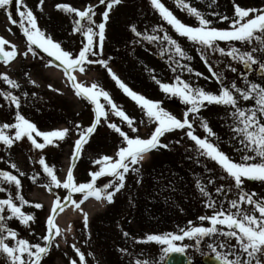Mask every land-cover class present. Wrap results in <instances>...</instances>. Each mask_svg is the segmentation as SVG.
Listing matches in <instances>:
<instances>
[{
	"label": "rangeland",
	"instance_id": "1",
	"mask_svg": "<svg viewBox=\"0 0 264 264\" xmlns=\"http://www.w3.org/2000/svg\"><path fill=\"white\" fill-rule=\"evenodd\" d=\"M256 1L215 0V3H212V0H185L186 3L201 11L206 19L212 20V27L219 29H228L230 22L222 21L219 16L212 13L233 17L236 4L244 8L264 9V3L258 6ZM161 2L185 24L198 26L194 16H191V24L188 23L187 10H181L177 6L176 0H161ZM24 3L37 16L39 26L55 40L61 42L63 48L74 53H77L82 47L83 37L79 33H72L73 16L58 11L55 5L67 3L81 10L88 4L98 5L95 17L97 22L101 20V13L105 8V5L99 4V0H45L43 11H40L38 7L39 0H24ZM11 10L13 17L19 20L15 2L11 6ZM133 24L139 31H147L148 34H152V29L156 26H162V31L156 34L162 36L166 31L170 36L175 37L181 47L192 56L191 61H183V63L190 64L194 72L181 71L177 67L176 73H163L161 66L166 63L162 58L155 59L159 54L158 45L150 44L147 41L135 43L137 38L130 30V26ZM9 28H11V32L8 31ZM3 34H6L11 42L17 45L19 52L26 50V38L20 25L10 24L5 12L0 9V36ZM217 43L226 50L232 46H236L242 51L251 50L253 46L244 45L239 41H218ZM5 48L10 50L8 46ZM42 55L45 56L43 60L33 58L29 54L27 58L17 56L9 65L0 62V73L6 72L11 79L20 84L19 89H12L0 79V90L12 91L15 95L21 96L20 111L40 130L49 131L68 127L71 130L70 134L65 140L59 141L58 146L49 145L42 153L40 150L34 149L26 139L17 142L11 149L0 144V170L9 171L18 176L19 172L25 173L20 177L22 194L33 204L41 203L43 205L41 209L29 205L23 207V211L36 217L35 222H30V227L24 226L15 218L6 221L8 227L18 233V238L28 240L31 244L40 243L43 245L45 241L41 237L46 233V218L51 209V207L48 209L47 205L43 203V199H49L52 206L55 199L52 193L59 194L63 198L67 195V190L62 187H53L52 193H49L47 188L42 186L48 183L49 178L43 173L42 166L38 163L39 156L43 155L48 165L54 166L55 174L58 179L63 181L66 178L67 170L72 166L71 153L74 142L78 138L74 126L79 123L82 128L88 127L94 120V112L91 103L74 94V90L67 83L61 69L46 66L47 60L52 58L43 53ZM254 55L264 56V51L254 53ZM102 58L108 60L109 67L129 88L151 100H162V106L180 119L183 118L186 105L181 103L178 98L167 97L152 79V75H156L165 83H172L174 75H181L182 79L194 86L203 87L206 91L218 93L220 89V85L212 78L209 68L202 61L196 45L189 42L186 37L179 36L172 26L162 19L158 10L151 5L150 0H123L122 3L114 7L110 12V19L106 26ZM208 59L215 71L223 73L226 85L235 81L238 86L245 87L241 77V73H244L242 63L237 61L231 63L228 56H222L219 52L209 53ZM230 63L237 68V72L230 71L228 67ZM86 67L88 69L86 74L77 73L80 76L79 81L86 85L96 82L108 91L112 99L130 117L135 118L138 131L132 132L126 123H121L120 118L111 113H109V119L119 124L130 136L138 135L147 138L154 125L148 122L141 108L124 94L103 66L93 64ZM256 67L253 66L252 74H247V80L264 84V77H257L254 74ZM153 69L154 72L151 71ZM45 71L58 73L60 82L54 83L50 77L44 75ZM196 72L203 75L197 76ZM30 80H34L36 83L32 84ZM49 85L52 87L49 88ZM24 92L28 93L27 98L23 97ZM101 102L105 103L107 107L102 98ZM239 103L241 107H251L254 101L241 99ZM14 111V106H9L8 101L0 96V124L14 122ZM230 111V108L209 105L201 111V115L206 118L209 126L220 138V149L233 160L239 161L242 153L236 151L238 144L232 139L231 119L227 114ZM141 120H144L145 123L141 124ZM195 129L196 134L201 137L208 135L199 127V121L195 123ZM185 131L169 132L161 138L163 143L169 145V148H161L147 154L139 166L140 173L127 175L126 186L116 194L114 203L98 202L94 198L85 201L81 208L87 214L90 202L104 203L103 209L93 213L87 228L84 227L83 213L75 209L74 205L69 204L63 212H58L56 218L64 212L67 213L62 226L58 224L62 230V235L56 238L59 247L53 245L41 264H71L73 259L77 260V264H79V257L72 248L73 244L85 254L86 264H136L138 260L149 261V264H162L159 259L162 253L158 245L137 241L142 240L148 234L178 232L181 228L192 226H209L207 221L198 219L200 216H210L212 210L205 207V198L201 197L196 189L195 181L200 179L206 183L210 175L216 178L224 173L221 168H216L215 161L197 155L194 150L195 143L185 135ZM209 139L213 142L216 141V137H209ZM178 140L180 142L176 143ZM121 143L122 138L108 128L106 123L102 122L98 125L88 144L84 145L82 156L75 163L73 175L76 182H88L91 179L89 172L99 168V165L93 164V160L103 155L115 157ZM11 163H15L19 171L12 169ZM207 169L213 171L209 173ZM37 173L39 176L34 183L31 177ZM111 179L110 176H102L98 179L97 185H103ZM137 180H140V183H137ZM216 183H228V181L217 179ZM3 186L9 192L15 193L14 185L4 184ZM243 188L245 191L255 192L257 195L254 199L264 197V183L246 180ZM210 191L214 196L216 195L215 185L210 188ZM49 195L50 197H48ZM6 197L7 192H0V199ZM73 199L78 201L81 199V195L73 193ZM229 199H237V192L230 193ZM16 202L19 203V201ZM225 206L227 207V205ZM245 207L251 210V206L245 205ZM189 221L192 222L191 225H189ZM124 232L129 235L125 237ZM208 242L212 241L208 240ZM9 243L14 244L15 241L10 240ZM183 243L193 245L194 240L186 239ZM233 243H235L234 240ZM198 248L199 250L193 247L187 249V254L192 258L193 264H202V256L211 252L204 244ZM121 249L127 251H121ZM221 251L223 250L221 249ZM0 264H7L4 254H0Z\"/></svg>",
	"mask_w": 264,
	"mask_h": 264
},
{
	"label": "snow or ice",
	"instance_id": "2",
	"mask_svg": "<svg viewBox=\"0 0 264 264\" xmlns=\"http://www.w3.org/2000/svg\"><path fill=\"white\" fill-rule=\"evenodd\" d=\"M14 2L19 20L13 17L11 10ZM122 2L123 0H99L100 5H105L99 22L95 19L98 5L88 4L83 10L67 3L55 5L58 11L73 16L72 33H79L83 37L82 47L74 53L63 48L61 42L55 40L39 26L37 16L31 8L27 7L24 0H0V9L5 12L8 22L13 25L19 24L26 38V50L19 52L15 43L0 36V62L9 65L17 56L27 58L29 54L33 58L43 60L45 56L42 53L46 54L47 57L52 58L47 60L46 66L61 69L67 83L74 90V94L91 103L94 112V120L88 127L82 128L79 123L74 126L78 138L74 142L71 153L72 166L67 170L63 181L58 179L54 166H49L43 155L39 156L38 163L42 166L43 173L49 178L48 183L42 186H45L49 193H52L53 187H62L67 190V195L63 198L59 194L52 193L55 199L46 218V233L41 237L45 241L43 245L31 244L28 240L18 238V233L8 227L6 221L13 218L19 220L24 226L30 227V222H35L36 217L23 211V207L29 205L41 209L43 205L33 204L22 194L20 177L25 173L19 172L18 176L9 171L0 170V192H7V197L0 199V254L6 256L7 264H41L53 245L59 247L56 238L62 235V230L56 223L58 212H63L69 204L74 205L75 209L83 213L84 227L87 228L88 214L81 208L85 201L94 198L98 202L114 203L116 194L126 186L127 175L140 173L139 166L145 156L154 150L169 148V145L163 143L161 138L169 132L186 130L185 135L195 143L194 150L197 155L215 161L224 173L216 178L210 175L206 183L200 179L195 181L196 189L201 197L205 198V207L212 210L210 216H200L198 219L207 221L209 226H192L181 228L178 232L148 234L137 242L158 245L162 253L159 257L160 261H164L172 254L187 256L189 247L199 250L198 246L204 244L211 250L219 264H264V197L254 199L257 194L245 191L243 188L246 180L264 183V84L251 82L247 80L246 73H241L245 87L238 86L235 81L226 85L223 73L215 71L208 59L209 53L219 52L222 56L230 57L232 61L242 63L248 69L255 65L261 72H264V56L254 55V53L264 51V9L244 8L236 4L233 17L214 12L212 14L219 16L220 20L230 22L228 29H219L212 27L213 21L206 19L201 11L186 3L185 0H176L177 6L181 10L186 9L189 15L194 16L198 26L182 22L161 0H150L151 5L158 10L162 19L172 26L179 36L186 37L189 42L196 45L212 78L220 85L219 92L214 93L206 91L203 87L194 86L182 79L181 75H174L172 83L162 82L156 75H152V79L167 97L178 98L186 105L183 118L180 119L162 106V100H151L129 88L109 67L108 60L102 58L110 12ZM44 3L45 0H39L40 11H43ZM212 3H215V0H212ZM130 30L137 38L135 43L147 41L150 44H157L161 57L167 56L170 61L169 68L173 73L177 72V67L181 71L194 72L190 64L183 63L193 58L181 47L180 43L166 31L162 36L156 34L162 31V26L158 25L153 28L152 34L139 31L134 24L130 26ZM8 31L11 32V28ZM218 41H239L244 45L253 46L251 50L242 51L236 46L226 50L219 46ZM5 46H8L10 50H6ZM93 64L107 69L117 86L141 108L148 122L154 125L147 138L138 135L130 136L119 124L109 119V113H111L119 117L121 123H126L132 132L138 131L135 118L130 117L112 99L108 91L96 82L86 85L78 80L77 73L86 74L88 70L86 66ZM173 64L177 67H173ZM228 67L231 72H237V68L231 63ZM195 75L202 76L203 74L196 72ZM0 79L12 89L20 88V84L11 79L6 72L0 73ZM30 82L36 83L34 80ZM51 87L49 85V88ZM22 95L24 98L28 97L27 92ZM0 96L15 109L14 122L0 124V144L6 148L11 149L17 142L26 139L34 149L42 153L49 145L58 146L59 141L65 140L70 134L71 130L68 127L49 131L40 130L20 111L21 96L5 90H0ZM101 98L106 102L107 107L101 102ZM241 99L243 101L253 100L254 104L251 107H241L239 103ZM209 105L231 109L227 114L231 119L232 139L238 144L236 151L242 153L239 161L233 160L220 149V138L209 126L206 118L201 115V111ZM197 121H199V127L208 134L207 136L201 137L196 134L195 123ZM102 122L122 138L121 146L115 157L103 155L94 159L93 164L99 165L98 170L89 172L91 179L88 182L77 183L73 175L75 163L82 156L84 145L88 144ZM140 123L144 124L145 121L141 120ZM209 137H216V141H211ZM179 142V140L176 141V143ZM11 168L19 171L15 163H11ZM207 171L211 173L213 170L207 169ZM38 176L39 173L31 177L34 183ZM102 176H110L112 179L98 186L97 181ZM217 179L228 181V183L217 184ZM137 183H140V180H137ZM4 184L14 185L15 193L9 192L3 186ZM213 185H215V196L210 191ZM233 191L237 192V199H229V194ZM73 193H79L81 199L78 201L73 199ZM245 205L251 206V210ZM6 212L7 215H5ZM188 223L192 224L191 221ZM128 235L129 233L124 232L125 237ZM186 239L194 240V244H184ZM10 240L15 243H9ZM208 240L212 242L209 243ZM72 248L79 257V264H86L85 254L80 248L75 244ZM121 251L127 250L121 249ZM71 264H77V260H71ZM136 264H149V261L138 260ZM187 264H193L191 257H187Z\"/></svg>",
	"mask_w": 264,
	"mask_h": 264
},
{
	"label": "bare ground",
	"instance_id": "3",
	"mask_svg": "<svg viewBox=\"0 0 264 264\" xmlns=\"http://www.w3.org/2000/svg\"><path fill=\"white\" fill-rule=\"evenodd\" d=\"M2 37H4L5 39L11 41V39L8 38V36H7L6 34H3ZM8 48H9V47H8ZM44 75L50 77V78L54 81V83H55V82H60V80H59L60 76H59L58 73L51 72V71H45V72H44ZM58 77H59V78H58ZM77 78H78V80H80V76H79L78 74H77ZM45 194H46V193H44V195H45ZM36 196H37V195H36ZM45 196H46V195H45ZM34 197H35V196H34ZM48 197H50V195H49ZM38 198H39V197H38ZM41 199H42V197H41ZM46 199H47V198H46ZM43 203H45V204L47 205L48 209L51 207V203H50V200H49V199H48V200H44V199H43ZM88 207H89L88 222H89V221L91 220L92 215H93L94 212H96V211L99 210V209H103V208H104V203H102V204H97V203H94V202H90V203L88 204ZM66 214H67V213L64 212L62 215L58 216V217L56 218V223H57V224H60V225L62 226L63 222H65Z\"/></svg>",
	"mask_w": 264,
	"mask_h": 264
},
{
	"label": "water",
	"instance_id": "4",
	"mask_svg": "<svg viewBox=\"0 0 264 264\" xmlns=\"http://www.w3.org/2000/svg\"><path fill=\"white\" fill-rule=\"evenodd\" d=\"M244 70L246 69V66L243 67ZM257 76L261 77L264 75V72H261L259 69L256 71ZM203 264H219V261H217L213 257L204 256L202 258ZM164 264H187V257L182 256L180 254H172L170 257H167L164 260Z\"/></svg>",
	"mask_w": 264,
	"mask_h": 264
},
{
	"label": "flooded vegetation",
	"instance_id": "5",
	"mask_svg": "<svg viewBox=\"0 0 264 264\" xmlns=\"http://www.w3.org/2000/svg\"><path fill=\"white\" fill-rule=\"evenodd\" d=\"M262 3H264V1H262V0H257L256 1V4L259 6V5H261ZM188 23H190L191 24V15H189V20H188ZM172 34H174V33H172ZM175 35V34H174ZM178 38V37H177ZM174 39H175V37H174ZM158 50H159V48H158ZM160 58H162V60L166 63V65H162L161 66V70L163 71V73H167V72H172L171 70H170V68H169V63H170V61L167 59V56H165V57H161V55L160 54H157L156 55V60H160ZM228 60H229V62H234V61H232L231 60V58L230 57H228ZM173 67H177L175 64H173ZM252 71V70H251Z\"/></svg>",
	"mask_w": 264,
	"mask_h": 264
}]
</instances>
